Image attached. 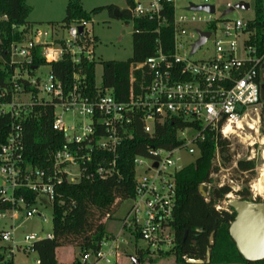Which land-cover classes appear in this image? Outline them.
I'll return each instance as SVG.
<instances>
[{
	"label": "built area",
	"instance_id": "2783aa9c",
	"mask_svg": "<svg viewBox=\"0 0 264 264\" xmlns=\"http://www.w3.org/2000/svg\"><path fill=\"white\" fill-rule=\"evenodd\" d=\"M213 1L133 0L127 7L128 18L133 23L149 20L158 28H168L172 43L163 47L157 42L152 56L130 64L129 80L133 87L124 102L117 101L110 90H102L99 84L95 86L94 96L85 94L79 74H74L72 87L65 91L50 71L46 82L41 83L31 75L38 69L32 73L27 70L34 47H40L47 66L60 61L64 55H68L74 65H79L83 59L94 60L92 48L88 47L93 41L85 29L86 22L70 24L66 29L50 27L43 32L30 29L22 32L20 42L11 44L12 89L8 100L0 104V115L11 119L10 133L0 146V225L10 222L9 228L0 227V247L6 249L9 256L17 252L33 254V264H39L33 246L42 240H51L52 233L44 237L31 234L18 238L19 225L15 224L33 217L44 219L37 208L52 206L56 188L64 182L78 183L94 177L105 180L117 175V151L123 143L132 140L130 130L137 121L141 123L143 134L152 136L155 125L177 119L184 124L176 132L179 145L163 149L149 144L145 156L133 158L135 192L120 233L142 241L148 254L173 250L175 175L185 167L180 166L177 154L185 151L195 161L199 156L198 144L208 135L225 140L233 135L240 137L244 127L251 130L250 125L259 124L264 110L260 94L264 60L257 57L255 49L248 44L252 35L248 30L249 22L226 19L227 15L223 14L231 5L215 17ZM203 6H212L213 12L193 9ZM78 28H82L81 34ZM60 31L67 32L66 39ZM200 33H207L208 37L192 52ZM208 42L212 44L209 55L192 59ZM0 62H3L1 58ZM17 80L25 81L28 88L37 93L15 83ZM5 95L4 91L0 96ZM34 106L53 108L51 128L64 138L46 169L32 167L23 158V122ZM65 115L72 117L71 125L65 123ZM99 154L109 155L112 160L101 158L94 172H89L93 156ZM215 155L219 156L217 149ZM253 159L252 155L245 161ZM216 173L210 178L217 177ZM223 186L231 191L222 204L240 190L231 180L227 184L224 181L202 184L199 189L204 193V201L209 202L212 188ZM27 193L34 195L33 200L28 201ZM219 205L215 206L217 211L221 210ZM120 235L103 241L96 253L85 254L81 264L99 261L110 264V260L119 264V244L124 241Z\"/></svg>",
	"mask_w": 264,
	"mask_h": 264
},
{
	"label": "trees",
	"instance_id": "16d2710c",
	"mask_svg": "<svg viewBox=\"0 0 264 264\" xmlns=\"http://www.w3.org/2000/svg\"><path fill=\"white\" fill-rule=\"evenodd\" d=\"M131 6L133 0H124ZM114 7H109L110 12ZM254 20L248 23V30L252 32L248 44L255 49L257 57L264 60V18L263 0H253ZM94 10L92 13H96ZM31 8L27 0H0V104L7 101L12 89L11 77L14 66L10 62V47L22 39V32L31 29L27 19ZM120 18L127 17V11L119 12ZM5 17V19H4ZM90 14L85 13L79 6V0H69L65 9V18L61 24H50L51 27L66 29L76 22H88ZM132 34V58L126 62H105L102 64V90H110L115 99L124 102L129 99L131 88L129 75L130 64L143 62L155 52L157 42L166 46L172 43V34L168 28H158L149 20H135ZM93 41V40H92ZM95 42V40H94ZM32 62L28 71L47 66L41 57L40 47H34ZM50 73L61 83L66 91L73 85L74 74H79L83 82V91L94 96L95 64L94 60L83 59L79 65H74L68 55L49 66ZM32 75V74H31ZM15 83L36 94L35 89H29L23 80ZM53 117L52 107L34 106L23 122V158L32 167L46 169L52 163L54 153L64 143L63 135L51 128ZM11 119L8 115H0V146L3 145L10 133ZM181 120H165L154 127L153 135L143 134L141 123L138 121L130 133L133 138L121 145L117 151L116 169L118 174L105 180L97 177L83 179L78 183H62L56 188V197L52 203V236L51 240H42L33 246L39 264H65L56 259L59 248H75L81 258L85 254H94L100 244L111 238L105 231V223L111 219L113 213L123 201L134 197V167L133 158L145 156L147 145L170 149L180 144L176 132L183 128ZM229 143L225 139L213 138L208 135L198 144L199 156L175 175V207L172 217V229L175 235V246L171 252L158 254L160 257L171 256L175 264H187L188 259L206 260V252L210 253L207 264H264L260 262H246L236 251L234 243L229 238L228 227L234 218V212L216 210L215 206L224 202L230 193L228 186L212 188L210 200L205 202L199 187L212 182L210 176L217 168L212 166L215 150H218L222 161L229 160ZM101 158L111 161L109 155L93 156L89 172H94ZM255 161L239 160L236 170L240 173L254 175ZM240 200L252 201L248 187H243L235 194ZM28 201L34 195L27 193ZM256 199L255 202H259ZM213 234V246L209 245V237ZM140 261L144 260L146 252H138ZM81 258L71 264H81ZM0 264H16L6 249L0 247ZM206 264V263H204Z\"/></svg>",
	"mask_w": 264,
	"mask_h": 264
},
{
	"label": "rangeland",
	"instance_id": "374dc122",
	"mask_svg": "<svg viewBox=\"0 0 264 264\" xmlns=\"http://www.w3.org/2000/svg\"><path fill=\"white\" fill-rule=\"evenodd\" d=\"M69 0H27V4L31 8V13L27 19L31 29H39L42 32L50 29V24H61L65 18V9ZM240 2H244L250 6L248 11L235 10L226 16L228 20L240 19L243 22H252L255 18L253 11V0H214L213 5L216 7L215 17H218L221 10L226 8L227 5L234 6ZM81 9L90 14V20L86 22L85 29L89 31L92 36L91 46L93 51V58L95 64V81L96 84L101 83L102 64L105 62H126L132 58V34L133 22L127 17L115 18L113 12L127 11V5L124 0H79ZM109 7H114V11L110 12ZM96 10V13L92 11ZM263 18H264V0H263ZM65 39L67 38L66 31H60ZM88 39H86L87 41ZM95 40V42H94ZM211 42H208L204 47L192 57L194 60L209 55ZM49 72L48 66L40 67L34 71L32 77L39 79L41 83L46 82L47 74ZM47 99L46 95H43ZM26 101L25 98H23ZM67 125L72 124V117L70 115L64 116ZM262 120L259 124L254 125V130L243 128V131L238 136H231L227 141L229 143V160L224 162L220 156L214 155L212 166L217 168V177L212 179L215 184L224 181H232L240 189L248 187L252 200L259 199V202H264V199L256 196L251 190V184L258 178L259 169L263 164L261 154L264 150V144L261 145L260 141L264 138V129L262 127ZM238 135V134H237ZM253 150V153L251 151ZM254 157L255 170L254 175L250 176L247 173H240L234 167V164L239 160H245L248 157ZM180 158V166L184 167L194 161L195 158L190 157L185 151L177 154ZM219 164V167H217ZM233 198H237L233 195ZM239 199V198H238ZM227 202V201H226ZM226 202L220 203L219 207L226 210ZM132 201H123L113 213L111 219L105 223V231L112 237H118L122 231V220L126 216ZM39 213L42 214L44 219L33 217L29 220H20L15 225H19L16 235L21 238L25 235H35L36 237H44L52 233V210L51 206L47 205L45 208L38 207ZM0 227L5 229L10 227V222H2ZM124 240L119 244L118 253L120 255L119 264H133V259L138 260V264H175L171 256L160 257L157 254L145 255L144 260L140 261L138 252H145L144 244L142 241L136 240L134 236L125 234L120 235ZM13 262L16 264H33L35 255H23L15 253ZM81 255L75 248H59L56 250V259L60 263L71 264L75 260H79ZM110 264H115L114 260H110ZM96 264H105L104 261H99Z\"/></svg>",
	"mask_w": 264,
	"mask_h": 264
},
{
	"label": "water",
	"instance_id": "95a60500",
	"mask_svg": "<svg viewBox=\"0 0 264 264\" xmlns=\"http://www.w3.org/2000/svg\"><path fill=\"white\" fill-rule=\"evenodd\" d=\"M196 10H204L212 13L213 7L203 6L195 7ZM250 6L244 2L235 4L227 9L223 15H229L235 10L248 11ZM115 18H120L117 10L113 12ZM79 34L82 33V28H78ZM208 34L200 33V40L194 45L192 52L196 47L201 45ZM264 101V97H263ZM262 127L264 129V110L261 115ZM201 196L204 193L199 189ZM227 208L234 212V218L228 227L229 238L234 243L237 253L246 261L250 263L260 262L264 260V202L244 201L238 198H231L226 202ZM209 245L213 246V234L209 237ZM133 264H138V260L133 259ZM210 253L206 252L205 262L202 260L188 259L187 264H204L209 263Z\"/></svg>",
	"mask_w": 264,
	"mask_h": 264
},
{
	"label": "bare ground",
	"instance_id": "6f19581e",
	"mask_svg": "<svg viewBox=\"0 0 264 264\" xmlns=\"http://www.w3.org/2000/svg\"><path fill=\"white\" fill-rule=\"evenodd\" d=\"M249 128L251 130L255 129V127L252 125H250ZM260 143L261 145L264 144V138L260 141ZM261 159L263 161V164L259 169L258 178L251 184V190L256 196H259L264 199V150L261 154Z\"/></svg>",
	"mask_w": 264,
	"mask_h": 264
},
{
	"label": "flooded vegetation",
	"instance_id": "af4514ba",
	"mask_svg": "<svg viewBox=\"0 0 264 264\" xmlns=\"http://www.w3.org/2000/svg\"><path fill=\"white\" fill-rule=\"evenodd\" d=\"M260 94H261V96H262V99H263V97H264V82L261 84V86H260ZM264 109V108H263Z\"/></svg>",
	"mask_w": 264,
	"mask_h": 264
}]
</instances>
